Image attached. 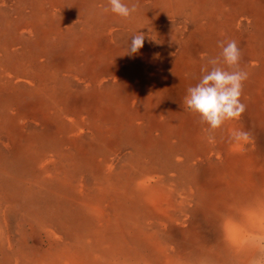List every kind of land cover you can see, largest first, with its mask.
<instances>
[{
  "label": "bare ground",
  "instance_id": "obj_1",
  "mask_svg": "<svg viewBox=\"0 0 264 264\" xmlns=\"http://www.w3.org/2000/svg\"><path fill=\"white\" fill-rule=\"evenodd\" d=\"M124 2L0 0V264H264V0ZM230 40L246 110L209 130L184 97Z\"/></svg>",
  "mask_w": 264,
  "mask_h": 264
},
{
  "label": "clouds",
  "instance_id": "obj_2",
  "mask_svg": "<svg viewBox=\"0 0 264 264\" xmlns=\"http://www.w3.org/2000/svg\"><path fill=\"white\" fill-rule=\"evenodd\" d=\"M108 4L110 11L123 19H130L137 11L136 4L129 6L124 0H108ZM144 42L143 32L133 35L127 54L138 53ZM219 47L220 55L208 59L210 69L202 70L200 80L187 89L184 97L186 108L198 114L209 130L221 129L228 121L238 120L246 110L241 97L248 73L239 67L242 52L234 40L220 41ZM247 135L242 130L231 133L237 142L246 140ZM252 264H260V261L254 260Z\"/></svg>",
  "mask_w": 264,
  "mask_h": 264
},
{
  "label": "rangeland",
  "instance_id": "obj_3",
  "mask_svg": "<svg viewBox=\"0 0 264 264\" xmlns=\"http://www.w3.org/2000/svg\"><path fill=\"white\" fill-rule=\"evenodd\" d=\"M92 1H99V0H92ZM19 12V10H18V8L16 7L14 10H13V8H12V14H13V16H15V17H22L23 16V13H24V11H22L21 12V16H19L17 13ZM16 37V38H15ZM15 37H14V34L9 38V40L8 41H11V40H13L14 38H15V42H14V44L17 42H19V40L21 41V43H22V46L23 47H25L26 48V50H28L29 49V40L28 39H24L23 37H17V35L15 34ZM16 57H10V59H8L9 60V64L11 65V66H14V64L16 65V63H15V61H16ZM1 60V59H0ZM22 65V64H21ZM17 66H20V65H17ZM13 91V92H12ZM9 95V96H8ZM15 96H22V92L21 91H19V88H15V87H10V88H7V87H5V84L3 83V81L0 79V99H1V97L2 98H5L6 99V101L7 102H9L10 100H11V97H15ZM34 236V237H33ZM39 240V234L38 233H36V234H32V238H31V241H30V243L31 244H36L37 242H39L38 241ZM42 240H46V238L44 237V235H43V238H42ZM16 250V248H14V251Z\"/></svg>",
  "mask_w": 264,
  "mask_h": 264
}]
</instances>
